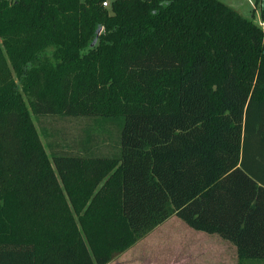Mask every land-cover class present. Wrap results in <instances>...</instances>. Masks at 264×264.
I'll return each instance as SVG.
<instances>
[{"label":"trees","instance_id":"trees-1","mask_svg":"<svg viewBox=\"0 0 264 264\" xmlns=\"http://www.w3.org/2000/svg\"><path fill=\"white\" fill-rule=\"evenodd\" d=\"M107 1L0 0V264H109L173 215L263 264L264 29ZM61 117L121 119V154L55 142Z\"/></svg>","mask_w":264,"mask_h":264},{"label":"rangeland","instance_id":"rangeland-1","mask_svg":"<svg viewBox=\"0 0 264 264\" xmlns=\"http://www.w3.org/2000/svg\"><path fill=\"white\" fill-rule=\"evenodd\" d=\"M111 0H109L110 2ZM241 16L254 19L264 29V0H222ZM37 128L41 129L33 116ZM49 121V120H46ZM74 123L73 127L67 124ZM121 119L61 117L47 131L55 142L64 141L70 133L89 151L98 149V156L117 157L121 154ZM43 144L48 140L41 135ZM93 139V145H89ZM95 143L100 144L99 146ZM81 150V149H80ZM83 151V150H82ZM47 152L51 155L50 150ZM91 153V152H90ZM56 169L55 164L52 161ZM57 170V169H56ZM236 246L218 234H208L188 226L176 215L170 217L139 240L122 256L125 264H238ZM263 263L264 259H253Z\"/></svg>","mask_w":264,"mask_h":264},{"label":"crops","instance_id":"crops-1","mask_svg":"<svg viewBox=\"0 0 264 264\" xmlns=\"http://www.w3.org/2000/svg\"><path fill=\"white\" fill-rule=\"evenodd\" d=\"M174 216V215H173ZM164 223V222H163ZM189 226V225H188ZM158 227V226H157ZM156 227V228H157ZM153 231V230H152ZM151 231V232H152ZM148 235V234H147ZM144 238V237H143ZM141 240V239H140ZM139 242V241H138ZM133 247H134V245H133ZM131 248V247H130ZM129 248V249H130ZM129 249H127L126 251H128ZM126 251H124V252H122V253H120V254H118L116 257H114V259L109 263V264H125V260L123 259V254L126 252ZM125 261V262H124ZM190 264V263H189Z\"/></svg>","mask_w":264,"mask_h":264},{"label":"water","instance_id":"water-1","mask_svg":"<svg viewBox=\"0 0 264 264\" xmlns=\"http://www.w3.org/2000/svg\"><path fill=\"white\" fill-rule=\"evenodd\" d=\"M143 1H145V2H151L152 0H143ZM95 45H96V41L93 43L92 46H95Z\"/></svg>","mask_w":264,"mask_h":264},{"label":"built area","instance_id":"built-area-1","mask_svg":"<svg viewBox=\"0 0 264 264\" xmlns=\"http://www.w3.org/2000/svg\"><path fill=\"white\" fill-rule=\"evenodd\" d=\"M103 5H104L105 7H107V6L109 5V2H108V1H107V2H104Z\"/></svg>","mask_w":264,"mask_h":264}]
</instances>
